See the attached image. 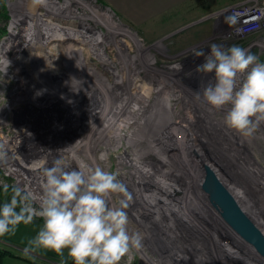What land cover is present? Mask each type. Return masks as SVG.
I'll list each match as a JSON object with an SVG mask.
<instances>
[{
    "label": "rangeland",
    "instance_id": "rangeland-1",
    "mask_svg": "<svg viewBox=\"0 0 264 264\" xmlns=\"http://www.w3.org/2000/svg\"><path fill=\"white\" fill-rule=\"evenodd\" d=\"M259 1H181L148 23L138 26L122 15H117L99 0H47L44 6L33 5L32 0H0V50L9 43L11 33L17 35V42L24 41L25 24L33 25L37 20L36 15H30L33 13L31 8L39 14L38 25L32 26L36 33L33 39L41 38L37 34L41 30L40 22L59 23L74 32L69 39L46 40L41 50L27 47L20 54V69L9 65L4 72L0 65V110L8 109L3 112L5 123H0V145H3V150H10L8 155L12 154L23 164L39 162L42 169L52 167L57 158L65 157L54 153L53 147L63 149L77 140L82 125L78 123L75 126L74 123L78 120L86 121L98 95L101 103L106 104L104 99L107 98L110 104L120 102L122 109L114 108L115 111L110 115L104 109L102 115L93 116L94 133L92 137L89 135L91 132L79 135L81 144L75 155L77 161H72L70 166L74 164L73 169L78 168L79 162L83 161L91 167L100 166L118 173L122 171L126 173L128 183H134L137 176L133 172L136 170L130 164L124 165L123 169L118 163V153L123 149L128 150L131 153L128 157L137 159L135 150H139L142 160H138L143 161L146 168L153 172L149 174L150 177L147 175L143 179L146 195L142 194L141 197L120 174L118 176L132 195L130 206L126 209L128 230L130 233H139L143 238L142 248L134 249L120 264H146L147 260L154 264H176L178 260L173 253L180 256L181 264H255L248 250L238 244L239 236L234 237V232L226 229V223L219 216L217 218V213L205 200L204 193L190 177L189 167L183 165L181 160H187L184 148H188V151L191 150L188 154L196 164L200 163L201 167L204 165L208 172L210 167L206 159L221 163L223 170L219 175L227 186L239 187L255 203L257 208L253 210L242 204L247 213L253 217L254 211L258 209L264 213V123L251 137L229 129L224 123V117L230 106L217 110L203 98V88L209 82L214 83L215 73L198 72L197 67L205 62V57L193 55L194 50L199 49L204 51L205 56L210 54V45L213 43L226 47L239 45L264 62V31L236 39L226 22L229 11ZM88 14H94L95 20ZM15 17L20 19L16 21ZM80 34L82 39L92 40L93 43L94 36L101 37L94 46L102 51L105 64L91 56L90 46L78 39ZM8 47L6 58L16 61V49L11 45ZM68 47L75 48L77 52ZM1 54L0 51V63ZM76 62L83 64L85 70L82 68L80 71L81 67L76 66ZM178 64L182 65L180 71L173 67ZM41 87L43 90L46 87L45 93L36 94L34 89ZM30 88L33 89L32 93L24 96L25 89L31 91ZM163 99L168 100L169 117L154 110L161 106ZM132 102L141 109L139 113L128 111ZM47 113L53 115V118ZM45 114L49 116L52 125H47L44 119L38 124L39 118H44ZM117 114L121 118L129 117L125 127L114 129L116 133L126 134L127 140L118 133L111 134L116 125L112 120L117 118ZM187 115H193L196 121L189 129L182 127ZM209 120L217 126L208 124ZM54 128L59 132L53 131L49 137L46 132ZM127 132H131L130 136ZM200 135L203 136L202 143L197 147L192 146L193 138ZM133 138L137 140L132 145L130 141ZM6 141L10 142V147L5 146ZM13 142L17 144L16 149L13 148ZM102 153L107 155V159H100ZM10 171L11 168L5 162H0V186L21 187ZM127 171L132 172V178L127 176ZM23 177L29 179V174L24 173ZM159 177L170 183L168 188L150 182L151 178ZM33 183L24 184L22 188L39 194L42 189L37 187L38 183ZM165 188L172 191V194L176 192L179 199L174 198ZM157 195L172 201V206L182 207L197 202L194 207H199L195 211L202 212V218L191 215L193 218L190 216V219H194L196 224L189 223L187 214L176 211V215L156 199ZM119 199L118 195L110 197V206H118ZM140 199L155 204L152 212L133 205ZM176 218L183 222L188 219L186 223L192 227L180 224ZM34 219L37 222L21 223L14 231L0 237V247L16 256L6 255L2 264H66L71 259L67 260V250L61 256L52 250L33 248L30 245L29 242L43 226L42 218ZM25 248L30 249L29 253H25ZM257 263L262 264L259 261Z\"/></svg>",
    "mask_w": 264,
    "mask_h": 264
},
{
    "label": "clouds",
    "instance_id": "clouds-1",
    "mask_svg": "<svg viewBox=\"0 0 264 264\" xmlns=\"http://www.w3.org/2000/svg\"><path fill=\"white\" fill-rule=\"evenodd\" d=\"M44 6L47 0H32ZM235 16L226 22L235 23ZM101 37L98 35L97 37ZM196 57H205L197 67L201 73H215L214 83L203 88V98L212 108L228 107L225 125L245 137H251L264 123V62L239 45H210V54L194 50ZM4 72L10 61L4 60ZM177 71L182 65H174ZM199 96V93H197ZM101 160L107 159L102 153ZM0 162H7V153L0 145ZM63 159L43 169L39 194L16 186L10 202L0 206V237L15 230L19 224H30L35 217L43 226L29 243L33 248L52 250L68 257L74 264H120L134 249L142 248V236L130 233L126 209L132 195L118 179V172L100 166L91 167L80 161L78 168L68 170ZM8 191V186H4ZM118 195L119 205L110 206L109 199ZM17 209H19L17 211ZM25 253L30 249L25 248Z\"/></svg>",
    "mask_w": 264,
    "mask_h": 264
},
{
    "label": "bare ground",
    "instance_id": "bare-ground-1",
    "mask_svg": "<svg viewBox=\"0 0 264 264\" xmlns=\"http://www.w3.org/2000/svg\"><path fill=\"white\" fill-rule=\"evenodd\" d=\"M62 5V4H61ZM48 7V6H47ZM51 7V6H50ZM53 8V7H52ZM50 9V8H49ZM62 10V9H61ZM30 11H32L33 13H30ZM29 11V13H30V15H36V19L38 20L39 18H37V15H39L37 12H35L34 11V9H32L31 8V10ZM40 13V12H39ZM64 13V12H63ZM57 14V13H56ZM42 15V14H41ZM67 15V14H66ZM89 15V14H88ZM47 16H49V15H47ZM62 16V15H61ZM90 16V15H89ZM92 16V15H91ZM90 16V17H91ZM40 17V16H39ZM64 17V16H63ZM93 17V18H92ZM91 18L93 19V20H95V17H94V14H93V16H92ZM82 18V17H81ZM17 19L19 20L20 18H16L15 17V20L17 21ZM84 19H85V17H84ZM35 21L34 22V24H37L38 25V22L39 21ZM51 21V20H50ZM82 21V20H81ZM80 22V21H79ZM64 23V22H63ZM33 24V25H34ZM39 24H41L40 26V28H41V30L39 31V32H37V34L38 35H40L41 36V38H40V40H36V39H33L34 37V34L36 35V33L32 30V24L31 23H27V24H25L26 25V28L24 27L23 29L25 30L24 31V36H26V38H24V41L23 42H21L20 41V43L19 42H17L16 40H15V38H17V35L16 34H13V33H11L10 35H9V39H8V41H9V43L7 44V46H5V47H3V48H1V63H0V65H1V67L4 69V66H5V64H4V60H5V56H6V53H7V50L9 49V47H8V45H11L12 47H14V49H16V52H18V53H16L15 52V56H16V61L15 60H12V61H10V65H15V68H17V69H20L21 67H22V64H21V62H20V58H21V56H20V54H21V52L22 51H25L26 49H27V47H29V48H37V49H42L43 47H42V45H43V43L44 42H47L46 40H50V39H69L71 36H72V34L74 33L73 31H70V30H68L67 28H66V26L65 25H63L62 26V24H55V23H52V22H40ZM16 25V24H15ZM65 26V27H64ZM36 27V26H35ZM69 27V26H68ZM254 28V27H253ZM253 28H249V29H247L246 31H248V30H252ZM74 30V29H73ZM76 32H78V31H76ZM82 33V32H81ZM22 35V34H21ZM77 35V34H76ZM23 36V37H24ZM95 38H94V43H93V41L92 40H84V39H82V37H81V34H80V38H78L79 40H80V42L82 43V41L84 42V44H86L89 48H91L89 51L92 53V57L94 58V59H96L97 61H99V62H101V63H106V61L104 60L105 59V57L102 55V51L100 50V49H97V47H95L94 46V44H97V42H99V39L97 38L98 36H94ZM13 40H15V41H13ZM12 41V42H11ZM54 42V41H53ZM79 42V43H80ZM68 43V42H67ZM65 44V45H68V44ZM90 43H91V45H90ZM89 44V45H88ZM46 47H48V46H46ZM52 48V47H51ZM69 48V50H72L73 49V51L75 50L76 51V49L75 48H73V47H68ZM84 48V47H83ZM99 48V47H98ZM15 51V50H14ZM47 52V51H46ZM77 52V51H76ZM39 54V53H38ZM68 54V56H69V53H67V52H65V55H67ZM71 54V53H70ZM55 55V54H54ZM64 55V56H65ZM14 56V57H15ZM33 56V55H32ZM74 58V57H73ZM72 57H71V59L72 60H74L75 61V58L73 59ZM26 60V59H25ZM79 62V61H78ZM78 62H76V66H78L79 68H80V71H82L83 69H84V66H83V64H77ZM41 64V63H40ZM108 64V63H107ZM108 65H110V64H108ZM111 66V65H110ZM47 68V67H46ZM78 68V69H79ZM83 68V69H82ZM27 69V68H26ZM10 69H8V71H9ZM85 70V69H84ZM11 71V70H10ZM22 71V70H21ZM10 73V72H9ZM68 73V72H67ZM66 73V74H67ZM70 73V72H69ZM23 74V73H22ZM71 74V73H70ZM17 81H18V78H17ZM39 81V80H38ZM27 84V83H26ZM136 85V84H135ZM21 87H23V86H21ZM26 87V86H25ZM24 88V87H23ZM48 88V87H47ZM89 88V87H88ZM31 89V91H29V90H26L25 89V91L23 92V94H24V96L25 95H28L29 93H32V91H33V89L32 88H30ZM45 89H46V87H45ZM45 89L43 90V88L41 87V88H39V89H34V92L37 94H39V95H41V93L43 92V93H45ZM97 90V89H96ZM156 90V89H155ZM43 95V94H42ZM62 96V95H61ZM136 96L137 97H140V94H138V93H136ZM97 97H98V99H97ZM97 97H96V101H95V103H94V107L92 108H90V111H89V113H88V118L86 119V121H82V122H80V120H78V121H76L74 124H75V126H76V124H80L81 123V127H82V129H81V132L79 133V131H78V137L76 138L77 140H75L73 143L71 142V144L68 146V147H64L63 149H61V147H56V146H54L53 147V150L52 151H55L54 153H57L58 155H64L65 157H62L63 159H64V161H65V163L69 166L68 167V170H72L74 167H75V165L73 164V167H71L70 166V163L72 162V161H74L75 163H76V159H77V157H75V155H76V153L78 152V149H80V144H81V139H80V137H79V135L81 134V135H83V134H86V133H90L89 135H91V137H92V135H93V133H94V120H93V116H99V115H102V113H103V111H104V109H107L108 110V112H109V115L110 114H113V112L115 111V109L114 108H116V110H118L117 109V107H119L120 109H122V104L120 103V102H118L117 104L116 103H113V104H110V102H108L110 99H104L105 101H106V104H103V103H101V99H100V97L97 95ZM19 99V98H18ZM22 99V98H21ZM32 99V98H31ZM39 99V98H38ZM164 99H166V98H164ZM162 100V102L160 103V105L161 106H157V107H155L154 108V110H155V112L156 113H160V114H164V115H166L167 117H169V116H171L170 114V108H168V106H169V104H168V100L167 101H165V100ZM20 100V99H19ZM20 103H23L22 101H19ZM74 102V101H73ZM76 102V101H75ZM117 102V101H116ZM108 103V104H107ZM133 103V102H132ZM45 104V103H44ZM47 104V103H46ZM116 104V105H115ZM45 107V106H44ZM8 109H6V110H0V123L3 121L4 122V115H3V112L4 111H7ZM47 110V109H46ZM141 109H139V107H138V105L137 104H135V103H133L132 105H131V107L130 108H128V111H131V112H134V113H139V111H140ZM209 110V109H208ZM194 111V110H193ZM44 112H45V110H44ZM44 112H42V113H44ZM60 112V111H59ZM211 111H208V113H210ZM96 113H97V115H96ZM195 113L197 114V112L195 111ZM49 113H47V115H48ZM51 114H49V116H50ZM118 115V114H117ZM129 115V114H128ZM132 115V114H131ZM45 117L43 118V117H38L39 118V120H38V124H39V122H42L43 121V119H44V121H45V123L47 124V125H52L51 123H50V120H49V116H46V114L44 115ZM52 116V118H53V115H51ZM120 115H118L117 116V118H115V120H112V121H114V122H112L115 126L112 128V130H111V134L113 133V134H115V135H117V133L116 132H114V129H118L117 127H120V128H123V127H125V122H126V120L127 119H129V117L127 116V118H126V116H124L125 118H121V117H119ZM115 117V116H114ZM185 117V116H184ZM111 118H112V116H111ZM194 116L193 115H187V118L184 120V124L182 125V127H184V128H186V129H189V128H191L192 127V125H195L196 123V121H194ZM197 118L199 119V116H197ZM124 119V122H122V120ZM208 120V119H207ZM95 121H96V119H95ZM212 121V120H211ZM210 120L208 121V124H212L213 126H217L216 125V123L215 122H211ZM217 121H219V120H217ZM220 121H222L221 119H220ZM52 122V121H51ZM128 122V121H127ZM130 122V121H129ZM5 123V122H4ZM219 123V122H218ZM127 126V125H126ZM199 127V126H198ZM47 128V127H46ZM96 128V127H95ZM56 128H54L53 130H49V132H46V133H48V136L50 137V135L51 134H53V131H58V130H55ZM174 129V128H173ZM228 129V128H227ZM59 132V131H58ZM185 132V131H184ZM35 133V132H34ZM131 133V132H130ZM130 133L129 132H127V135H129L130 136ZM18 134H19V132H18ZM120 136H124L125 137V139L127 140V136H126V134H124V133H118ZM240 135V134H239ZM152 136V135H151ZM154 136V135H153ZM165 136V135H164ZM15 137H17V135H15ZM190 137V136H189ZM194 137V136H193ZM203 137V136H202ZM201 137V135L200 136H196V137H194L193 138V141L191 142L192 143V146H194V147H197L199 144H201L202 143V138ZM83 139V138H82ZM247 139V138H246ZM134 140H137V139H135V138H133L131 141H130V144H132L133 145V142H134ZM82 142H83V140H82ZM80 143V144H79ZM165 144V143H164ZM209 144V143H208ZM13 148L14 149H16V147H15V145H17L15 142H13ZM5 146L6 147H10V142L9 141H6L5 142ZM116 147H119V146H116ZM189 147V146H188ZM210 147V146H209ZM114 148V147H113ZM120 148V147H119ZM115 149V148H114ZM167 149V148H166ZM191 148L189 147V150H190ZM184 154H185V158L187 159V160H184V158H183V160H181L184 164L183 165H185L186 167H189V175H190V177L194 180V181H196L195 183L198 185V187L200 188V190L204 193V195H205V200L207 201V203H208V205L211 207V208H213L214 210H215V212L217 213L216 214V216H217V218H218V216L223 220V222L224 223H226V225L228 226V228H226V229H228V230H230L231 232L233 231L234 232V234H232L234 237H238L237 239H238V244L239 245H243L247 250H245L244 249V251H247V253L249 252V254H250V256L253 258V260L252 261H254L255 262V264H258L257 263V261H259V262H262V264H264V256H262L259 252H258V250L253 246V245H251L249 242H247L242 236H241V234L238 232V230L234 227V226H232L233 224L232 223H229L228 222V220H227V218H226V213H225V211H224V209L221 207V205H219L215 200H213L212 198H211V196H210V194H208L206 191H205V184L207 183V181H208V179H210L212 176H215V177H217L222 183H223V185L228 189V191L234 196V198L236 199V201L238 202V204L240 205V207L242 206V204L243 205H246L247 206V208L248 209H256L257 207H256V205H255V203L250 199V198H248L247 197V194L245 193V192H243L242 190H240L239 189V187H237V186H230V187H228L227 186V184L222 180V178H221V176L219 175V173L221 174V171L223 170V168H222V164L220 163V164H218L217 163V161H210V159H206V162L208 163V166L210 167V168H208L209 169V172H208V170L205 168V166L203 165L202 167L200 166V163H199V165L198 164H196V161L195 160H193V158L191 157V155H189L188 153L191 151H188V148H184ZM203 150V149H202ZM10 151V150H9ZM9 151H7L6 153H7V162H6V164H7V166L8 167H10L11 168V174H13L15 177H16V179H17V183L18 184H20V186L21 187H24V184H26L27 185V183L28 184H32L33 182V184H35V183H38V184H36L37 185V187L38 188H40L41 189V184H42V181H43V169L40 167V165H38V163L39 162H31L30 164H28V165H26V164H23V163H21L20 161H18V159H17V157H14L12 154H10V155H8V153H10ZM116 151H117V148H116ZM135 151H137V153H135V155H136V158L137 159H135V158H132V157H128V155H130L131 153L128 151V150H124L123 149V151L122 152H119L118 153V158H119V165H121V167L124 169V165H128V164H130V165H132V167L136 170V172H133L136 176H137V178H135V179H137V180H135L134 181V183H132V182H130V183H128V179H127V177H126V173H124V172H122V171H120V169H119V171H120V176H122L123 177V179H125L126 180V182L128 183V184H130V185H132V187L136 190V192L137 193H139L138 195L141 197V195L142 194H145V191L143 190V188H145V182H144V180L143 179H145V178H147L148 176L150 177V175L149 174H152L153 172H151V170H149V169H147L146 168V165H144V162L143 161H140V160H138V159H141L142 160V153L139 151V150H135ZM201 153V152H200ZM204 153V152H203ZM209 153V152H208ZM70 154H72V155H70ZM203 155V154H202ZM204 156V155H203ZM181 157H183V156H181ZM94 158V157H93ZM94 161V160H93ZM142 162H143V164H142ZM198 163V162H197ZM217 163V164H216ZM202 165V164H201ZM222 165V166H221ZM149 167V166H148ZM225 170H226V168H225ZM262 170H264V169H262ZM155 172V171H154ZM26 174L27 173V175L29 174V179H26V178H24L23 177V174ZM127 176H129L130 178H132V172H128L127 171ZM229 174V173H228ZM143 175V176H142ZM148 175V176H147ZM153 176V175H152ZM229 176V175H228ZM161 177H163V175L161 176ZM161 177H159V178H151L150 180V182H153L154 183V185L156 186V184H157V186L158 187H162V188H164V187H166V188H168V186L170 185V183H166L165 182V179L164 178H161ZM35 181H37V182H35ZM30 182V183H29ZM152 184V183H151ZM238 185V184H237ZM164 186V187H163ZM165 188V189H166ZM160 189V188H159ZM176 190V189H175ZM174 190V191H175ZM166 191H169L170 192V194L171 195H173V197L174 198H176L177 196H176V192L175 193H173L172 194V191H170L169 189H166ZM177 191V190H176ZM234 191V192H233ZM154 192V191H153ZM182 192V191H181ZM146 195V194H145ZM178 195V194H177ZM155 196V195H154ZM153 197V196H152ZM157 198L156 199H158L160 202H163L165 205H167L168 206V208H169V210H171V211H173L175 214H176V211L178 212V213H180V214H182V213H185V214H187V217L190 219V216L191 215H195V217L198 215L200 218H202V212L200 213L198 210V213L195 211V208L198 206H195L194 207V205L195 204H197V202H194V204L193 205H182V207L181 206H172V201H170L169 199H164V198H162V197H160V196H156ZM172 197V196H171ZM177 199H179V197H177ZM142 199H140L138 202H134V204L133 205H137V207H140V208H142L143 210L145 209L146 211H148V212H152V209L155 207L154 205L155 204H153L152 202H150V203H148L147 202V200H145V201H141ZM154 200V199H153ZM172 200H174L173 198H172ZM181 200V199H180ZM193 200V199H192ZM195 201H197V200H195ZM159 203V202H158ZM199 207V206H198ZM242 208V210L244 211V213H246V215L250 218V220L254 223V225L260 230V232L262 233V234H264V213H262L261 212V210L260 209H258V210H256V211H254V217L252 216V215H250V214H248L247 212V210L242 206L241 207ZM201 210V209H200ZM195 213V214H194ZM179 214V215H180ZM177 215V214H176ZM181 216V215H180ZM192 217V216H191ZM193 218V217H192ZM177 220H178V218H176ZM184 220V219H183ZM188 220V219H187ZM187 220H184V222H185V224H184V222L182 221V220H178V222H180V224H183L184 226H186V227H192V226H190L189 224H187L186 223V221ZM192 220V221H191ZM193 221H195L194 219H190V222L189 223H192V224H194L195 222H193ZM223 222H221V224L222 225H224V223ZM196 224V223H195ZM185 228V227H184ZM228 230H226L228 233H229V231ZM196 233V232H195ZM238 235V236H237ZM236 240V239H235ZM245 242V243H247L248 245H250V246H248V245H246L243 241ZM227 248V250H229V248L228 247H226ZM173 255H175L174 256V258L176 259V260H178V261H176V264H181L182 263V261L179 259L180 258V256L179 255H177L176 253H173ZM163 258V257H162ZM158 261V260H157ZM159 262V261H158ZM146 264H154L153 262H151L150 260H147V263Z\"/></svg>",
    "mask_w": 264,
    "mask_h": 264
},
{
    "label": "water",
    "instance_id": "water-1",
    "mask_svg": "<svg viewBox=\"0 0 264 264\" xmlns=\"http://www.w3.org/2000/svg\"><path fill=\"white\" fill-rule=\"evenodd\" d=\"M204 189L224 209L228 222L232 223V226L238 230L241 236L264 256V234L244 213L234 196L223 183L217 177L212 176L208 179ZM3 204L4 202L0 198V206ZM34 222H37V219H34L32 223ZM66 264H74V262L70 259Z\"/></svg>",
    "mask_w": 264,
    "mask_h": 264
},
{
    "label": "crops",
    "instance_id": "crops-1",
    "mask_svg": "<svg viewBox=\"0 0 264 264\" xmlns=\"http://www.w3.org/2000/svg\"><path fill=\"white\" fill-rule=\"evenodd\" d=\"M117 15H122L134 25L149 22L172 6L186 0H99ZM191 1V0H190ZM147 22V23H148Z\"/></svg>",
    "mask_w": 264,
    "mask_h": 264
},
{
    "label": "built area",
    "instance_id": "built-area-1",
    "mask_svg": "<svg viewBox=\"0 0 264 264\" xmlns=\"http://www.w3.org/2000/svg\"><path fill=\"white\" fill-rule=\"evenodd\" d=\"M228 15L235 16L236 18L234 24H227L232 31L231 34L236 39H238L237 37L254 35L264 31V0H260L257 3L250 2L240 5L238 9L229 11ZM249 28L253 29L246 31ZM254 45L257 46L256 44H251V46Z\"/></svg>",
    "mask_w": 264,
    "mask_h": 264
},
{
    "label": "trees",
    "instance_id": "trees-1",
    "mask_svg": "<svg viewBox=\"0 0 264 264\" xmlns=\"http://www.w3.org/2000/svg\"><path fill=\"white\" fill-rule=\"evenodd\" d=\"M101 2V1H100ZM8 186V191L5 192L4 191V186H0V198L3 200L4 203L6 202H10V199H11V196L13 194L12 192V189L14 186L12 185H7ZM19 209H17L18 211ZM6 255H9V256H15L13 253H11L10 251L6 250V249H3L0 247V264H2V260L3 258L6 256ZM16 257V256H15ZM70 257H68L67 260H69Z\"/></svg>",
    "mask_w": 264,
    "mask_h": 264
}]
</instances>
